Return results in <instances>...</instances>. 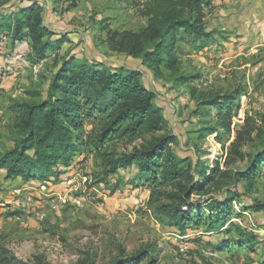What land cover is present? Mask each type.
Here are the masks:
<instances>
[{"label":"rangeland","instance_id":"rangeland-1","mask_svg":"<svg viewBox=\"0 0 264 264\" xmlns=\"http://www.w3.org/2000/svg\"><path fill=\"white\" fill-rule=\"evenodd\" d=\"M30 5L40 9L50 31L46 40L63 42L46 59L34 61L28 39L13 46L12 35L0 34V155L15 146L10 108L33 102L35 92L45 98L60 65L76 58L140 72L168 122L163 132L109 146L118 156L172 137L166 156L183 159L187 164L178 169L190 168L195 184L202 186L197 173L209 172L217 162L225 175L217 177L222 186L217 194L209 186L182 203L170 195L183 197L189 180L182 187H153L139 179L137 164L107 176L103 163L85 149L46 184L8 179L0 169V248L29 264H262V247L253 252L250 244L239 243L247 235L264 243V175L254 184L236 179L253 170L251 157L264 145V0H203L197 17L210 38L182 30L174 70L144 67L139 57L110 49L111 31L147 26L131 0H0V20ZM228 96H233L231 135L223 138L219 114L209 103ZM238 132L245 139L251 133L252 140L230 153ZM211 199L225 204L227 223L218 231L209 229ZM163 206L181 207L198 219L180 226L181 217L171 220Z\"/></svg>","mask_w":264,"mask_h":264},{"label":"trees","instance_id":"trees-1","mask_svg":"<svg viewBox=\"0 0 264 264\" xmlns=\"http://www.w3.org/2000/svg\"><path fill=\"white\" fill-rule=\"evenodd\" d=\"M131 1L141 8V15L148 20L147 26L138 32L111 31L108 43L112 51L142 59L144 67L159 68L163 65L174 70L177 65L176 38L182 30L190 37L210 38L197 17L203 0ZM2 32L12 35L13 46L28 39L35 54L34 61L46 59L51 52L59 50L63 42L57 41L53 45L46 40L50 31L43 26L37 5H30L7 19H1L0 34ZM141 77L138 71L101 68L99 64L67 58L54 74L45 98L35 92L31 95L35 99L33 102L17 103L10 108L16 141L12 150L0 155V169L7 171L8 179L20 178L24 182L40 181L46 184L58 176L56 169L60 165L70 167L76 155L85 149L103 163L107 176L137 164L139 179L153 187H167L172 183L182 187L181 183L189 180L183 197L179 193L170 195V198L182 203L188 202L195 191L202 194L209 186L217 194L222 189L217 182L221 174L220 164L217 162L209 172L204 170L197 173L203 185L195 184L190 168L178 169L187 164L183 159L169 154L166 156L172 137L153 139L134 153L121 156L109 147L120 142L135 143L147 135L163 132L167 127L166 118L161 109L154 105V97ZM192 92L196 95L197 90L193 88ZM232 98H215L209 103L219 114L222 129L225 130L223 138L231 135ZM242 133H237V138L228 148L230 153L234 150L239 153V147L252 140L251 133H247L246 139ZM222 149L223 152L228 150L226 144L223 143ZM262 150L251 157L253 170L237 177L236 181L254 184L258 176L264 175V145ZM224 207L223 203L212 199L209 201L207 208L214 213L208 222L210 231L225 227L227 219L223 220ZM162 209H167L164 211L171 220L181 217L180 226L182 223L191 225L198 219L194 217V212L184 214L181 207L172 209L163 206ZM199 219L204 220L202 215ZM240 236L244 237V233H240ZM244 240L239 244H250L251 251L254 252L256 246L264 250V243L259 242L257 236L247 235ZM0 264L29 263L21 262L6 249L0 248ZM115 264L126 263L117 260Z\"/></svg>","mask_w":264,"mask_h":264}]
</instances>
